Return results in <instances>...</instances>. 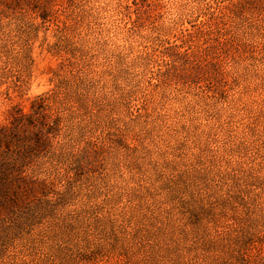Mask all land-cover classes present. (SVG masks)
I'll list each match as a JSON object with an SVG mask.
<instances>
[{
  "label": "rangeland",
  "instance_id": "rangeland-1",
  "mask_svg": "<svg viewBox=\"0 0 264 264\" xmlns=\"http://www.w3.org/2000/svg\"><path fill=\"white\" fill-rule=\"evenodd\" d=\"M0 264H264V0H0Z\"/></svg>",
  "mask_w": 264,
  "mask_h": 264
}]
</instances>
